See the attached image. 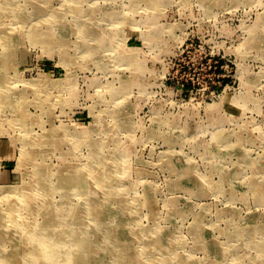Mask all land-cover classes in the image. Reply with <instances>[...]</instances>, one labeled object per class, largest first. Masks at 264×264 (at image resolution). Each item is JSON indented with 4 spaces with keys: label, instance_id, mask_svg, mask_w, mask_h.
<instances>
[{
    "label": "rangeland",
    "instance_id": "rangeland-1",
    "mask_svg": "<svg viewBox=\"0 0 264 264\" xmlns=\"http://www.w3.org/2000/svg\"><path fill=\"white\" fill-rule=\"evenodd\" d=\"M0 82L8 248L19 217L104 264L154 233L165 264H264V0H0Z\"/></svg>",
    "mask_w": 264,
    "mask_h": 264
},
{
    "label": "bare ground",
    "instance_id": "bare-ground-1",
    "mask_svg": "<svg viewBox=\"0 0 264 264\" xmlns=\"http://www.w3.org/2000/svg\"><path fill=\"white\" fill-rule=\"evenodd\" d=\"M5 9L8 11V6L5 5ZM5 87H6L5 82L3 83L0 82V95L5 94L3 89ZM5 99L6 96H0V101L2 100L0 103L2 104ZM14 119L15 118H13V120ZM172 168H174V166H172ZM100 170H101V164H93L89 168L88 171L89 173L86 174L87 178L84 175L72 173L71 175H64V176L62 175L61 179H63V182L69 184H78L81 188V194L85 195V193L86 194L88 193L85 191L87 183L89 189L91 187L90 185L93 182H98V185L96 186L98 188H102L106 186L103 185L105 179L102 178V173ZM43 172H45L43 168L39 167L37 173L35 174L37 178V181L35 182L39 185V187H36L34 190H31L30 187L29 188L26 187V190L30 191V192L27 191L28 193L25 191H19L20 192L19 195L27 197V199L23 202L25 211L29 212L33 209L34 205L36 204L34 201L36 198H38V196L39 197L41 196L44 202L49 201L46 195H47V191L51 190V188L50 186H47L45 188L43 184L44 183ZM109 197L111 198L112 196H108L107 199ZM82 200L90 202V198L87 199L86 197H83ZM121 202L123 201L121 200ZM102 207L103 206L99 201L97 200L92 201L91 214L95 216V222L98 225L102 223L101 212L98 211L94 213V209L96 208L98 209ZM12 209L15 210V208L13 207ZM10 221H11L10 223L11 226H13L12 228L17 232V236H18L17 239L19 241L18 242L19 244L17 243L18 245L15 246L12 245L11 248H8V245H6L9 241L7 238V231L4 229V231L1 232L2 234L0 236V241H1L0 244L4 246H0L1 247L0 249L7 246L5 247V250L1 252L0 255V262H2L3 264H15L16 260L23 257L28 258L27 264H104L98 261V256L91 254L90 257V252L88 250H86L87 253L85 252V246L86 245L88 246V244H86L85 242L80 243L73 241V243H67L66 240L62 238V236L59 233L54 232L52 228L43 226V224H40V226L35 225L32 221L31 222L26 221L19 217L11 219ZM9 227L10 226H8L7 228L10 229L11 227L10 228ZM140 233L142 234V232ZM73 237L75 238V235H73ZM122 237L116 238V240L112 237L109 240L111 243L114 242V244H116V246L118 247L117 249L119 251L121 250L122 252L121 255L125 256L124 252L129 247L128 246L129 237L127 238L125 237V235H123ZM163 239L164 238L161 234L154 233L152 237H148V244H146L142 252L137 254V256L132 258L130 261L137 262L138 264H165V260L156 261V255H157L156 252L159 251V249L161 248L164 249L166 246V245H162ZM82 257H85V259H82ZM121 262L120 264H125V262L122 263Z\"/></svg>",
    "mask_w": 264,
    "mask_h": 264
}]
</instances>
